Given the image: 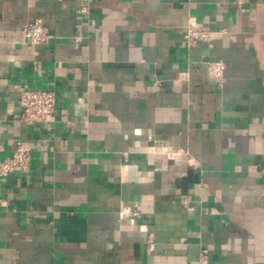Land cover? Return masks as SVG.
I'll use <instances>...</instances> for the list:
<instances>
[{
    "label": "crops",
    "instance_id": "1",
    "mask_svg": "<svg viewBox=\"0 0 264 264\" xmlns=\"http://www.w3.org/2000/svg\"><path fill=\"white\" fill-rule=\"evenodd\" d=\"M26 89L53 125L20 121ZM18 144L0 264H264V0H0V160Z\"/></svg>",
    "mask_w": 264,
    "mask_h": 264
},
{
    "label": "built area",
    "instance_id": "2",
    "mask_svg": "<svg viewBox=\"0 0 264 264\" xmlns=\"http://www.w3.org/2000/svg\"><path fill=\"white\" fill-rule=\"evenodd\" d=\"M85 3L87 0H79ZM82 15L87 16L88 11L84 4L80 9ZM24 38L32 46H48L53 35L47 33L40 21L28 24L23 30ZM207 38V35L198 31H188L185 36L184 45L192 48L197 42ZM225 65L222 61L209 62L206 65L207 75L210 79L221 85L224 79ZM181 82H186L188 73L182 72L178 75ZM20 121L27 126L43 125L50 127L55 123V94L53 91L40 89H26L20 92L18 98ZM31 160L29 149L18 144L13 154L6 159L0 160V177L5 178L14 173L25 172ZM136 215V214H135ZM153 235H149L148 249L152 250ZM199 264H206V252L202 251L198 257Z\"/></svg>",
    "mask_w": 264,
    "mask_h": 264
}]
</instances>
